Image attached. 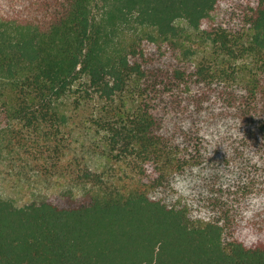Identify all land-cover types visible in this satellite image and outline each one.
Returning <instances> with one entry per match:
<instances>
[{
	"label": "trees",
	"instance_id": "1",
	"mask_svg": "<svg viewBox=\"0 0 264 264\" xmlns=\"http://www.w3.org/2000/svg\"><path fill=\"white\" fill-rule=\"evenodd\" d=\"M4 155L0 264H264V0H0Z\"/></svg>",
	"mask_w": 264,
	"mask_h": 264
},
{
	"label": "rangeland",
	"instance_id": "2",
	"mask_svg": "<svg viewBox=\"0 0 264 264\" xmlns=\"http://www.w3.org/2000/svg\"><path fill=\"white\" fill-rule=\"evenodd\" d=\"M45 185L34 166L19 159L0 157V195L23 204L44 193ZM51 190H46L45 193Z\"/></svg>",
	"mask_w": 264,
	"mask_h": 264
}]
</instances>
